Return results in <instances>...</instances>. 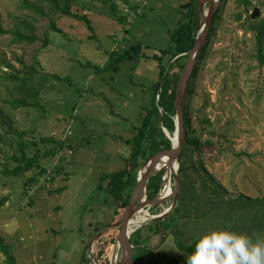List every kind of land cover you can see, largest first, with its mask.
Listing matches in <instances>:
<instances>
[{
	"label": "rangeland",
	"instance_id": "rangeland-1",
	"mask_svg": "<svg viewBox=\"0 0 264 264\" xmlns=\"http://www.w3.org/2000/svg\"><path fill=\"white\" fill-rule=\"evenodd\" d=\"M189 1L0 0V22L8 30L0 35V109L11 118L0 115V236L13 264H82L85 250L87 264H99L96 230L108 225L116 206L98 188L100 177L125 166L130 154L126 140L141 123V111L151 105V85L158 76L152 55L172 44V33L187 20L182 7ZM246 1L220 0L203 61L197 56L186 111L199 144L189 146L185 164L191 175L190 161L203 166L226 196L264 198V65L256 58L255 35V27L264 24V0ZM65 6L86 14L92 29L62 13ZM195 7L200 26L198 0ZM254 7L259 14L253 18ZM135 45L137 52L118 70L107 67L112 50L122 53ZM187 58L185 53L173 58L175 72ZM21 98L37 105L12 103ZM21 131L26 142H36L26 152L38 150L39 164L13 176L3 170L16 165L11 156L19 154ZM42 136L55 141L41 142ZM168 183L173 191L172 176ZM171 203L172 198L144 209L158 215ZM190 209L192 217L179 216L177 222L189 243L191 236L214 228L206 211L201 215L196 207ZM150 220L133 225L130 236ZM175 249L170 234L143 260L164 264L174 257L172 264H186L184 253ZM112 251L113 246L110 257ZM114 253L118 262V247ZM0 264H9L1 251Z\"/></svg>",
	"mask_w": 264,
	"mask_h": 264
},
{
	"label": "trees",
	"instance_id": "trees-1",
	"mask_svg": "<svg viewBox=\"0 0 264 264\" xmlns=\"http://www.w3.org/2000/svg\"><path fill=\"white\" fill-rule=\"evenodd\" d=\"M246 2L249 3V0ZM196 3L197 0H190L183 5L182 8L187 9V20H182L172 33V44L152 55L157 61L158 76L157 80L151 85V105L149 108L141 111V123L136 127L133 136L126 140L130 146V154L126 160L125 166L121 169L104 173L100 177L98 188H103L116 202L113 216L108 225L117 221L124 213L125 206L128 204L131 193L136 186L137 172L145 160L159 151H169L171 148V141L164 133L163 127H166L171 132L174 129V120L171 117L176 113L175 91L180 72L184 66H181L179 72H175V66L172 60L176 55L181 53H185V56H188L190 49L195 44L196 34L199 27V20L197 17L198 10L195 7ZM60 10L69 17L84 21L88 28L90 30L92 29L91 21L86 14L71 12L67 6L60 8ZM215 18L216 14L213 19ZM255 32L257 45L256 58L260 64L264 65V24L257 25L255 27ZM6 33H8V30L3 28L0 22V35ZM14 35L21 38L19 33L16 34L14 32ZM207 40L208 37L206 38V41ZM206 41L200 49L198 55L199 61H203L205 56L207 49ZM135 48L136 45L134 47L131 46V50H126L122 53L112 50L109 54L110 61L107 67L114 69V71L118 70V64L120 62L129 58L131 56L130 53L134 51L137 52ZM7 65L11 66L9 62H7ZM197 68L198 63L195 62L182 103L186 140L179 157V193L176 205L171 213L167 214L164 218L152 219L148 223L137 228L131 234L130 242L133 244L132 263L142 261L145 255L155 249L158 244L163 243L170 234L173 236L176 248L184 253L186 257L187 254L192 251L194 242L198 237L191 236V242L189 243L184 238V231L178 226L177 222L179 216L181 218L192 217V210L190 208L196 207L195 210L201 215L206 211V216H208L207 221L210 222L211 227H214L213 229L224 228L247 234L254 239L260 238L261 231L264 230V198H252L242 194L226 196L221 184L216 182L212 175L208 173L203 166L195 167L193 161H190L193 174L191 175L188 172L185 161L192 153V151L190 152L189 146L197 147L199 144L198 139L191 135L192 130L189 127L188 112L186 111L187 108L190 107L191 101H189L188 98L193 94V79L196 76ZM52 75L57 79L63 78L56 73H53ZM13 78H16V76H13ZM22 83L26 84V81L23 80ZM12 103H15V105L18 106L37 105L35 102L28 103L24 98L14 100ZM0 115L4 120L11 121V118L5 116L1 109ZM199 118H201V116ZM199 121L209 123V121L204 118H201ZM1 122L4 124V121L1 120ZM13 129L16 130L15 128ZM24 135V131L19 132L18 136H20V139L17 142L19 154L13 153L11 156L12 160L16 162V165L11 169L5 168L3 171L7 174L18 176L39 164L40 155L38 150H36L33 155H28L26 152V149H28L30 145H35L36 142L34 140L26 142ZM40 141L54 142L55 139L52 136H42L40 137ZM59 145L61 146V142H59ZM46 154H52V152L48 151ZM166 159L167 157L162 158V160ZM163 172L164 171H160L149 177L147 184L148 198H152L159 191ZM33 180L35 181V179H32L29 182H32ZM105 180H107V182L105 187H103V182ZM183 223L185 224L184 221ZM99 230L100 229H97L96 231L98 232ZM118 232L119 227H116L108 230L98 238L99 246L95 255L99 264L110 263V252ZM143 232L147 234L142 236ZM155 237H158L156 243L153 242ZM143 239H145V241H143ZM0 251L6 255L9 264H13L14 258L12 257L10 248L1 236ZM174 259V257L166 259L163 263L172 264L175 261ZM176 259L178 260L180 257ZM89 260L88 250H85L82 264L89 263ZM143 264L152 263L147 261L144 262L143 260Z\"/></svg>",
	"mask_w": 264,
	"mask_h": 264
},
{
	"label": "water",
	"instance_id": "water-1",
	"mask_svg": "<svg viewBox=\"0 0 264 264\" xmlns=\"http://www.w3.org/2000/svg\"><path fill=\"white\" fill-rule=\"evenodd\" d=\"M208 2V7L206 11H204V3ZM220 0H198V8H199V15H200V26L199 30L196 34L195 44L190 49L187 61L185 62L177 82L176 91H175V110H176V117L174 122L175 127V135H176V142L173 145L171 143V148L169 151H159L151 156H149L141 168L144 169L142 175H140L138 171L137 175V182L136 186L131 193L130 199L128 204L125 206L124 213L119 217L117 221L112 224H109L102 229H100L95 238H99L102 234L111 230L113 228L119 227V232L113 244V251L111 255V264H112V256L114 254V250L116 251L117 247L120 250V258L117 264H131L133 260V244L130 242V233L132 229L130 227V221L132 217L136 214L137 211L144 209L145 207H150L156 204H162L163 202L172 198V203L170 208L165 210L163 213L158 215H151L149 219H157V218H164L176 205V201L178 198L179 193V177H178V168H179V157L182 147L184 146L186 140V132L184 127V111H183V99L187 88L188 80L192 74L194 64L197 58H194V51L199 48V53L201 47L204 45L206 41V36L211 25L212 19L215 15L216 8ZM259 14L258 7H254L253 11L251 12V16L254 18ZM198 53V55H199ZM197 55V56H198ZM163 131L166 136L171 140L168 133L169 131L163 127ZM163 157H168L167 161L168 164L173 167V163H177V169H175L172 173L173 179V191L170 194H166L164 196L161 195L160 189L162 188V183L165 182V176L162 178V182L160 184L159 191L155 196L152 198L147 197V184L149 177L157 173L159 168H156L161 159ZM168 181H170V175L168 177ZM92 255V254H91Z\"/></svg>",
	"mask_w": 264,
	"mask_h": 264
},
{
	"label": "clouds",
	"instance_id": "clouds-1",
	"mask_svg": "<svg viewBox=\"0 0 264 264\" xmlns=\"http://www.w3.org/2000/svg\"><path fill=\"white\" fill-rule=\"evenodd\" d=\"M185 259L186 264H264V238L224 228L208 230Z\"/></svg>",
	"mask_w": 264,
	"mask_h": 264
},
{
	"label": "bare ground",
	"instance_id": "bare-ground-1",
	"mask_svg": "<svg viewBox=\"0 0 264 264\" xmlns=\"http://www.w3.org/2000/svg\"><path fill=\"white\" fill-rule=\"evenodd\" d=\"M206 9L207 8H204V11H206ZM198 51H199V48H197L194 51V55H193L194 58H197V55L199 53ZM168 135L171 138V140H170L171 143L174 145L175 142H176V138H175L176 137V135H175V127H174V129H173L172 132H169L168 133ZM167 160L168 159H166V160H162L161 159V162L156 167V168H159V170H164L165 171L164 176H165L166 179H165V182H164V186L161 189V195L162 196H164L166 194L172 193V190H171L170 185L168 183V177H169V175L171 177V173L175 169H177V163L176 162H174L173 163V167H171L168 164V161ZM139 172H140L139 174L142 175L143 172H144V169L140 170ZM137 175H138V172H137ZM136 178H137V176H136ZM136 182H137V179H136ZM149 216H151V214H149L147 211H145V209H142V210L137 211L136 214L132 217V219L130 221V227H129V229H132V226L133 225H136V224H139L141 222H144V220L145 219L147 220L149 218ZM117 260H118V255H117V253H114L113 256H112V264H117Z\"/></svg>",
	"mask_w": 264,
	"mask_h": 264
}]
</instances>
